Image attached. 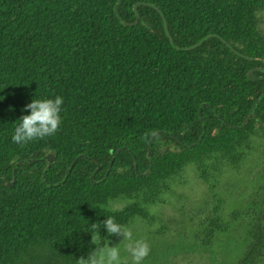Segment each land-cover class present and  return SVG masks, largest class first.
I'll list each match as a JSON object with an SVG mask.
<instances>
[{
	"label": "trees",
	"instance_id": "obj_1",
	"mask_svg": "<svg viewBox=\"0 0 264 264\" xmlns=\"http://www.w3.org/2000/svg\"><path fill=\"white\" fill-rule=\"evenodd\" d=\"M117 2L0 0V177L11 181L18 161L34 160L17 166L12 187L0 179V264H78L106 247L109 216L125 228L159 222L143 238L170 251L264 264V79L247 77L262 64L215 37L174 48L218 35L264 61V0H122L119 19ZM135 5L137 24L124 25L135 22ZM55 95L64 98L56 134L12 143L24 106ZM257 99L246 125H226L240 126ZM159 131L169 134L154 136L150 163ZM47 153L55 159L45 171ZM187 168L211 208L201 222L182 215L171 243L152 210Z\"/></svg>",
	"mask_w": 264,
	"mask_h": 264
},
{
	"label": "rangeland",
	"instance_id": "obj_2",
	"mask_svg": "<svg viewBox=\"0 0 264 264\" xmlns=\"http://www.w3.org/2000/svg\"><path fill=\"white\" fill-rule=\"evenodd\" d=\"M261 23L260 28L264 32V12L260 15ZM226 178H224L225 180ZM225 188V185H223ZM223 190V188H222ZM206 188L203 183L198 179L196 174L191 168H187L179 186L174 188V192L166 197V204L156 206L152 212L157 217L162 219V224L167 227L166 237L170 238V242L176 240L175 232L182 215H185V221L187 217H193L195 222H201L206 217L207 212L211 206L204 205L206 199ZM227 204H232V200L226 199ZM124 203L115 204V208H122ZM188 215V216H187ZM161 224L155 223L151 228L145 227L139 221H136L131 226L127 227L132 232L133 239H143V235L147 231L153 232ZM128 241L123 240L122 236L111 234L108 240L107 246H116L120 250V256L122 260H129L126 250V244ZM150 247V253L145 258L143 264H213L210 261L208 255L195 253L190 250L185 251H170L167 247L169 242L167 241H153L148 243ZM217 256V261H219Z\"/></svg>",
	"mask_w": 264,
	"mask_h": 264
},
{
	"label": "clouds",
	"instance_id": "obj_3",
	"mask_svg": "<svg viewBox=\"0 0 264 264\" xmlns=\"http://www.w3.org/2000/svg\"><path fill=\"white\" fill-rule=\"evenodd\" d=\"M63 100L64 98L59 95L31 99L24 106L27 114H22L17 119L18 123L15 124L10 137L11 142L24 146L56 134L62 121ZM102 227L107 234H116L128 241L126 250L130 259L122 260L118 247L107 246L94 248L86 256L77 258L78 264H143L150 253L149 244L145 240L133 239L132 232L116 223L111 216L103 220Z\"/></svg>",
	"mask_w": 264,
	"mask_h": 264
},
{
	"label": "water",
	"instance_id": "obj_4",
	"mask_svg": "<svg viewBox=\"0 0 264 264\" xmlns=\"http://www.w3.org/2000/svg\"><path fill=\"white\" fill-rule=\"evenodd\" d=\"M121 2H122V0H118L117 4L115 5L114 10H115V13H116V14H117V7L119 6V4H120ZM136 7H137V5H135V6L133 7V9H134V11H135V14H136V20H135V22H134V23H130V24L123 23L124 25H127V26H134V25L137 24L139 18H138V15H137V13H136ZM151 7H153V8H154V9L160 14L161 19H162V22H163V27H164L165 34H166L167 38L169 39L170 43L173 45L172 38L170 37L169 32H168V29H167V24H166V20H165V18H164V15L162 14V12H161L157 7H155V6H151ZM117 18H118V19L120 18L118 14H117ZM211 37L219 38V39H220L224 44H226V45L231 49V51H232L234 54H236L237 56H240V57H242V58H244V59H246V60H248V61H251V60L259 61V62L262 64V67H260V68H253V69H250V70L247 72V77H248L250 80H261V79H264V76H263V77H256V76L254 75V72H263V73H264V61H263V60H260V59H251V58H249V57H246V56L241 55L240 53L236 52V51H235V50H234L229 44H227L223 39H221L218 35H208V36H206L205 38H203L202 40H200L198 43H196V44H194V45H192V46H189V47L179 48V47H176V46H174V45H173V46H174V48H175L176 50L188 51V50H192V49H194V48L200 46L205 40H207V39H209V38H211ZM262 97H264V93H262ZM258 103H259V99H257V100L255 101L254 105L252 106L251 111L249 112L248 116L245 118V120L242 122V124H241L240 126L234 127V126H231V125H228V124H226V125H227L229 128L241 129L244 125L247 124V122L250 120V118H252V116H253V114H254V111H255V109H256ZM202 106H206V104H203ZM199 116H200V119H201V122H202V134H201V136H200V138H199V141H200V140L202 139V137H203V134H204V131H205V126H204V121H203V119H202V115H201L200 112H199ZM218 118H219V120H222L220 117H218ZM161 133L169 134L168 132L159 131V132L155 133V134L150 138V140H149V143H148V158H149L150 163H151V157H152V154H151V143H152V141H153L154 136L157 135V134H161ZM170 135H171V134H170ZM171 136H172V135H171ZM173 138H175L178 142H180L176 137L173 136ZM180 143H181V142H180ZM194 145H197V144H194ZM119 151H120V150H118L117 153H118ZM117 153H116V154H117ZM81 158H85L84 155H80V156H78L77 158H75V160L72 162V164L70 165L69 169L67 170L66 177H67V175L69 174V172L71 171L73 165H74L79 159H81ZM54 159H55V158H54V156H53L51 153H47V154L42 158V160H44V161L47 162V167H46L45 171H46L47 169H49V168L52 166V164H53V162H54ZM32 161H34V160L28 159V160H21V161H18V162L15 164L14 168H13V176H12V180H11V181H8V180H7L6 178H4V177H3V178L0 177V179H3L9 187H12V186L14 185V183H15V176H14V175H15V171H16L17 166L20 165V164H22V163H24V162H32ZM99 169H100V167L98 166L96 171H98ZM109 170H110V166L108 167V169H107V171H106V174H105V176H104V179L106 178V176H107ZM134 170H135V173L137 174V176H140V177L145 176V174H147V173L149 172V170H148L145 174H141V173H139V172H138V169H137V164H136L135 160H134ZM45 171H44L43 174H42V179H43V181H44V177H45ZM96 171H95L94 173H96ZM66 177L64 178V180L66 179ZM92 178H93V175H91V180H92ZM92 182L95 183L94 181H92Z\"/></svg>",
	"mask_w": 264,
	"mask_h": 264
}]
</instances>
